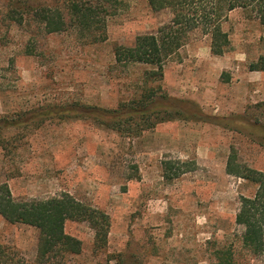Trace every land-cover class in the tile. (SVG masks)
<instances>
[{"label":"rangeland","instance_id":"1","mask_svg":"<svg viewBox=\"0 0 264 264\" xmlns=\"http://www.w3.org/2000/svg\"><path fill=\"white\" fill-rule=\"evenodd\" d=\"M62 1L0 0V185L17 201L68 193L109 215L105 252L95 251L88 222L67 221L66 233L82 242L68 264L107 255H121V264H216L221 249L234 251L235 264H264L243 248L236 223L242 197L254 196L257 185L226 172L232 150L264 171V71L250 70L264 56V25L232 11L223 23L231 41L224 55L211 53L209 37L192 35L163 79L146 83L151 68L116 63L114 49L156 33L172 19L169 10L123 0L108 14L107 40L92 43L74 28L46 35L32 20L33 8ZM150 87L171 100L163 106L203 116L161 113L152 129L128 136L73 112L116 109ZM38 239L34 227L0 215V247L14 262L35 263Z\"/></svg>","mask_w":264,"mask_h":264},{"label":"trees","instance_id":"2","mask_svg":"<svg viewBox=\"0 0 264 264\" xmlns=\"http://www.w3.org/2000/svg\"><path fill=\"white\" fill-rule=\"evenodd\" d=\"M146 1L154 12L169 10L172 19L156 33L137 36L133 45H121L114 49L116 63L151 68L145 73L146 83L163 79L166 63L179 54L192 35L209 37L211 53L216 56L224 55L229 50L231 41L223 29V23L232 11L241 9L264 25V0ZM123 4V0H63L56 5L33 8L31 17L46 35L74 28L83 36L91 38L92 43H97L107 40L110 10H116ZM12 14V11L7 14L9 19L22 25V15L18 19ZM33 52L32 48L27 50L28 54ZM250 70L264 71V56L257 63L251 64ZM157 91L154 87L145 88L139 99L112 110L86 106L73 112L75 116L92 118L99 124L128 136H138L145 130L152 129L155 126L152 117L161 113L177 115L170 117V120L176 117L194 120L203 116L202 111L196 108L184 109L178 104L163 106V103H171V100L167 95L158 96ZM52 114L59 115L57 112ZM52 114L48 112L47 116L51 117ZM226 172L257 185L254 196L242 197L236 223L243 229L240 235L243 248L261 258L264 263V171L240 163L238 155L232 150L227 160ZM0 215L9 223L29 225L39 231L37 260L32 264H68L71 257L81 254L82 242L65 230L66 223L70 220L90 224L95 232V251L105 252L108 245L111 227L109 215L83 204L68 193L40 201H17L9 186L3 183L0 185ZM120 258L121 255H107L105 260L97 264H111L112 260L121 264ZM216 258V264H235L234 251L231 249L218 250ZM0 264L19 263L11 260L0 247Z\"/></svg>","mask_w":264,"mask_h":264}]
</instances>
